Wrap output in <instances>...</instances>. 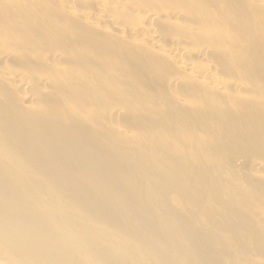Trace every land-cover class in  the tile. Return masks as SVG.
Wrapping results in <instances>:
<instances>
[{
	"label": "rangeland",
	"instance_id": "obj_1",
	"mask_svg": "<svg viewBox=\"0 0 264 264\" xmlns=\"http://www.w3.org/2000/svg\"><path fill=\"white\" fill-rule=\"evenodd\" d=\"M113 1L0 0V100H2L5 106L13 108L11 115L15 121L22 119L26 125L31 126L33 120L37 116L46 124L50 121L51 115L55 111L53 102L54 99L59 96L57 94L58 90L67 86L65 88L73 91V86L77 85V90L81 92L83 91L81 84L86 83L85 92L88 103L86 108L89 106V112H92L94 116V122L90 121L89 123L92 127V131L93 128L95 131H98V129L102 131L105 149L108 155V141L110 137L107 136V134L119 132L120 130L123 134L130 137L131 134L128 129H120L122 128L120 127L121 123H124L132 129L129 119L131 120L135 112H139L138 108H140L142 112H153L155 110L153 107V97L157 96L161 102L159 106L168 110L170 114L169 123H171V127L168 126L167 129L175 133L166 134L167 138H170L172 141V155H175L176 158L182 156L186 163L184 164V169L186 171L192 162L203 164L204 162L211 161L217 166L223 163V166H229V164H231L229 167L226 166L223 168L222 166L223 169H219L221 172L219 178L224 179V187L227 188V191L222 194V199L223 202L227 204V207L240 217L227 215L225 212L222 213V211L220 212L228 220L230 225H236L237 222H245L253 227V234L249 232L244 234L246 238L245 241L241 238L229 239L217 232L214 237L221 242L220 250L224 253V256L218 261L219 255L217 254L215 263L264 264V250L260 252L250 243L253 235L256 234L263 241L261 245L264 249V191L259 189V186L264 183V168L258 173L255 167L261 159H264V149L250 147L249 143H246L245 147H240V151L236 150L235 144H232L229 149H225L226 141L229 139V136L216 134V131L226 130L227 128L213 124L212 120L203 118V116L217 114L222 108H224L223 111H229L231 114L235 112L236 114V109L232 110V108L228 107L230 102L233 108H235V102L257 103L259 100L257 96L264 93V86H261L262 88H259V86L256 88L255 85H253L255 83L260 85L257 79L258 77L251 76L246 72V69L254 62L257 66L256 71L261 75L264 74V0H229L231 3L220 0L223 1V4L225 3L227 5H223L220 1L219 4H215L216 0ZM124 2L127 3L124 4ZM115 3H117L115 5L117 9L113 7L114 10L111 4ZM228 3L235 6L234 9L232 5L230 6ZM240 3L243 4L241 5ZM237 4H240L239 9L237 8L238 6H236ZM220 5L225 7V9L222 10V14L221 12L219 13L221 15L217 14L218 12L216 13V9L217 11L220 9L221 11L222 8ZM138 6L140 9H138ZM212 7L215 9V12L211 11L213 9ZM226 8L230 13L227 12ZM242 8H245V11ZM231 9H233L232 12L230 11ZM182 10L189 15L187 16L186 13H183V16L179 15V13H182ZM135 11H137V14H135ZM160 11L162 13L164 12V14ZM199 12L202 14L199 15ZM147 13L151 15L149 14L150 16H148ZM206 13H208V16H212H210L208 20L205 18L202 20L204 14L207 18ZM175 15H177L176 17L178 18L185 16V19H183L184 21H181L182 19L177 20L178 18H176ZM156 16H158V18ZM229 16L233 20L230 19ZM120 17L121 21L125 18L124 21L121 22L119 19ZM187 17H190V19ZM226 17H228V19ZM199 18L200 20H198ZM173 19L175 21H173ZM221 19L222 21L224 20V23H220L222 22ZM237 19L239 21H236ZM214 21H220L218 25L220 28L221 26L224 28L220 29ZM178 22L180 23L178 24ZM190 22L192 25H188ZM111 23L114 26L108 25ZM151 24L154 29L151 27ZM182 24L185 25V27ZM197 24H199L200 30L198 28H192L193 25L196 27ZM202 24L206 25L207 28L203 29L206 26L203 25L202 28ZM211 24L212 30L211 28L209 29ZM213 24L216 29L213 28ZM232 24L233 26L230 27ZM147 25H150L149 27L151 29ZM156 25L162 26V28ZM109 26L113 27L109 28L110 31L108 29ZM143 26H145V28ZM187 26L191 27L187 28ZM106 27L107 30L105 29ZM184 28H186L187 31ZM121 29L124 32H122ZM141 29L143 30L141 31ZM144 29H148L147 31H150V33L146 30L144 31ZM133 30H140V33H143L145 36H141L138 33L139 31H136V33ZM218 31H221L222 34H219ZM153 33H155V35L158 33V35L155 36ZM181 33L182 35L180 36ZM213 33L219 36L215 37ZM184 34H189L191 37L188 35L185 36ZM211 34L212 36H210ZM130 35L133 36L130 37ZM160 35L163 37V41L157 43L160 42ZM146 36L150 39H153L154 36L156 38L151 41ZM223 36L227 37L223 38ZM133 37L136 39H133ZM213 38L217 41L214 42V47L210 45L212 43L211 39ZM228 38L234 45L230 40L228 41ZM131 39L139 43H135L136 45H134ZM156 39H158V41ZM217 39H219L221 43L224 41L223 45L218 43L219 41ZM225 39H227V43ZM140 40H145L143 42L147 41V43H140ZM193 40H195V44L192 42ZM151 42L154 43L152 44ZM165 43H168V45L166 44L167 46H165ZM216 43H218L216 47L222 45V48L215 49ZM158 44H160V46ZM224 44H228V49L229 45L230 48L234 46L232 48L234 49V53H232V49L228 50L227 45L225 46ZM150 45L152 47H150ZM153 45L156 46L155 52L151 50L155 49ZM244 45H246L247 48ZM211 46L213 49L210 48ZM224 46L226 49H223ZM170 47H173V50ZM162 48H164V52ZM208 48L211 49L212 54ZM115 51L119 53L117 62L114 56ZM158 51L162 53L160 54ZM207 51L209 55L208 58ZM217 54L219 55L217 56ZM252 54L254 56H252ZM204 55L205 59L203 57ZM220 55L226 58L222 59ZM233 55L235 57H233ZM171 56L175 59L173 60ZM210 59L212 62L209 61ZM177 61L179 62V66ZM132 62L137 63L141 67L147 66L144 72H148L151 69L148 73V76L151 77L147 78L144 73L139 72H130L129 76L128 68ZM184 63L185 66L183 65ZM193 63H195V65ZM86 68L89 70H87L88 72H86ZM195 71H197V73H195ZM245 74L250 77H246ZM128 76L130 78H128ZM208 76L209 79H207ZM46 77H48L47 79L49 81H47ZM215 77H218V80ZM68 78L71 79L70 82ZM200 78L204 80L202 79V81ZM246 78L251 87L247 86ZM24 79H26L27 82L24 81ZM176 79H180L181 81L179 80L180 82H177ZM206 80H209L211 84L208 81L206 82ZM65 81L68 85H66L67 83ZM122 83H128L126 87L127 90L122 87ZM214 83L215 85H213ZM216 84L218 86L221 84V86L216 88ZM144 85L151 89V97L148 98L147 96L148 99L145 100L146 104L143 102L147 93H145L147 88ZM31 93L36 94V96L34 95L32 100L28 102V95L31 96ZM128 93L130 94L128 95ZM136 93H138V95ZM24 96L25 98H23ZM60 96L65 95L60 94ZM133 96H139V98H134ZM23 99L24 101L22 102ZM37 99L39 104L36 101ZM123 99L128 103L124 102ZM150 99H152V103L148 101ZM135 100L137 102H135ZM25 101H27V103ZM32 101L34 105L35 102L38 104L35 107L38 108L39 106V108H42L41 106H45V109H37V111H34L35 107L32 105ZM221 101L227 104V107L222 104ZM232 102L234 103L232 104ZM73 104L75 103L71 102L70 104H66L63 102L59 103L58 106L61 110L65 109L69 111L68 107L70 108ZM192 104H195V106ZM29 106H32L34 109ZM150 106L154 109H149ZM196 106L200 109V114L195 113ZM124 107L127 110L123 109ZM134 107L135 109H133ZM124 110L126 111L124 112ZM87 111L83 109L82 105H79L78 113H80L81 116H84L83 114L87 115V113H89ZM127 111H132V114L130 115ZM24 113L33 115V117L21 118V115ZM89 115H91V113ZM199 115L200 117H198ZM16 117L20 119H16ZM218 121L220 124L228 122V118H219ZM197 122H199V126ZM73 123L79 124L80 120L73 121ZM208 126L210 129L204 131ZM117 128L118 131H114L115 129L117 130ZM194 129L197 130L196 134H194ZM182 130L184 131V135L179 134L182 133ZM127 132H129L128 134L130 135H128ZM227 132L231 133L229 130H227ZM161 136L165 137V135ZM20 139L21 137L19 136L13 139L17 141L15 142L18 144L15 145L17 148L20 146L19 144L22 145L25 142V139ZM182 140L186 142L184 145H181L183 144ZM207 140L208 142L205 143ZM262 142L264 143V140H262ZM124 145L126 149L136 151V146L131 142H125ZM2 146L3 145L0 144V147ZM36 146L39 147L41 145L36 144ZM205 146L212 149L214 153L213 158L207 156L208 154L205 150ZM63 160L62 158L59 163L55 164L54 157H49L47 154L45 156L40 154L36 164L41 167L44 161L46 168L49 171H54L58 167H69L70 163ZM105 163L107 164V162H104V164ZM109 163L110 162H108V164ZM104 164L102 162L100 165L95 164L93 167H89L88 170L91 169L95 177L100 174L104 175L106 173V169H103ZM5 169L6 168H0V170H2L0 180L10 181L12 178L11 173L14 171ZM196 170L202 172L204 168L199 167ZM84 172L85 168H81L79 164H77L76 171L72 173L74 177L76 174L82 175L84 181L90 183L91 180L84 176ZM40 173L44 176V179L41 180L40 183L41 185H46L47 175L43 172ZM74 177L72 179H74ZM14 178H16V176H14ZM63 182L65 181L60 179L57 181L58 184H62ZM106 183L110 189L113 185L117 186L119 184L116 180L113 182H106L96 177L92 185L97 187L99 185H105ZM101 191L102 190H94L93 192L94 195L100 196L99 194ZM172 193L174 195L169 196L170 208L181 214L184 223L191 224L193 229L197 230L203 237H211L208 234H213L209 232L208 226L202 225L205 219L202 217L199 208L197 210H192L190 202L177 201L175 193ZM76 195L81 197L85 195V193L81 192ZM104 197L105 195L101 193L102 200H98L100 199L99 197L96 198L98 201L92 203H103ZM185 197L189 198L187 195ZM189 211H191V214L195 215H187ZM247 224L243 225L247 226ZM237 255L243 259L239 260ZM225 256H231L232 260H227ZM26 257L29 260L33 259L30 255H26ZM0 261H2L1 258Z\"/></svg>",
	"mask_w": 264,
	"mask_h": 264
},
{
	"label": "bare ground",
	"instance_id": "obj_2",
	"mask_svg": "<svg viewBox=\"0 0 264 264\" xmlns=\"http://www.w3.org/2000/svg\"><path fill=\"white\" fill-rule=\"evenodd\" d=\"M219 1L220 0H216L215 4H219ZM223 1L231 3L229 0ZM223 1L220 2L223 4ZM125 3L127 2H124V4ZM116 4L117 3L111 4L112 8H115ZM240 4L236 5L238 6V9ZM231 5L232 4H230V6ZM220 7L222 8L221 11L220 9L217 11L216 9V13L218 12L217 14L220 12L222 14V10L225 9V7H222L221 5ZM232 7L234 9L235 6L232 5ZM227 8L226 10L229 12ZM138 9H140L139 6ZM233 9L230 11L232 12ZM214 10L215 9L213 8L211 11L215 12ZM135 12V14H137V11ZM201 12L198 14L201 15ZM183 13L187 14V12L182 10V13H179V15H182ZM149 14L148 16L151 15ZM162 14H164V12ZM206 14L207 18L204 14V17L202 16V20L204 18L208 20V18L212 16H208V13ZM188 15L189 14H187V16ZM176 16L177 15H175V17ZM121 17L119 18L120 21ZM156 17L158 18V16ZM184 17L176 18H178L177 20L182 19L181 21H184ZM187 18L190 19V17ZM226 18L228 19V17ZM229 18L232 19L230 16ZM124 19H122V21H124ZM198 20H200V18ZM173 21L175 20L173 19ZM223 21L219 22L224 23ZM236 21L239 20L237 19ZM219 22L217 21L215 23L218 25ZM114 23L118 24L117 22ZM179 23L180 22H178V24ZM108 25H112V23ZM188 25H192V23L190 22ZM197 25L196 27L193 25L192 28L199 29V24ZM203 25L204 24H202V28ZM156 26L158 27L159 25ZM183 26L185 27V25ZM210 26L211 27H209V29L211 28L212 30V24ZM231 26H233V24L230 25V27ZM143 27L145 28V26ZM188 27L191 26H187V28ZM109 28L113 27L109 26L108 29ZM159 28H162V26H159ZM206 28L207 26L203 29ZM213 28L216 29L214 24ZM221 28L224 27L221 26ZM105 29L107 30V27ZM184 29L186 30V28ZM142 30L143 29H141V31ZM145 30L146 29H144V31ZM136 31H139V35L145 36L143 33H140V30ZM163 32L165 33L164 30ZM148 33H150V31ZM153 34L155 35V33ZM156 34L158 35V33ZM213 34L215 35V33ZM219 34H222L221 31ZM181 35L182 33L180 36ZM187 35L191 37L189 34H186L185 36ZM132 36L133 35H130V37ZM155 36H152L153 39L156 38ZM210 36H212V34ZM216 36L218 37L219 35H215V37ZM146 37L148 38V36ZM224 37L227 36H223V38ZM134 38L135 37H133V39ZM153 39L150 40L153 41ZM158 39L156 40L158 41ZM213 39H211L212 43L210 45L214 47L213 44L217 41ZM217 40L219 41V39ZM226 40L227 39H225V42L227 43ZM229 40L230 39L228 38V41ZM143 41L145 40H142L140 43ZM159 41L160 42L157 43H161L163 41V37H161ZM194 41L195 40L192 42ZM133 42L134 41L132 40V43ZM135 43L139 42L136 41L133 44L136 45ZM143 43H147V41ZM168 43H165V46H167ZM218 43L223 45L224 41L222 43L219 41ZM218 43L215 44V49L222 48V45L220 44L219 47H216L218 46ZM231 43L233 42L231 41ZM158 45L160 46V44ZM226 45L228 49V44ZM156 46L153 45V48L155 47V49L151 50H156ZM212 46L210 47L211 49H213ZM225 46L223 49H226ZM244 46L246 47V45ZM150 47L152 46L150 45ZM231 47L233 48L234 46ZM170 48L173 50V47ZM210 48H208V50ZM232 48H230L229 45L228 50ZM162 49L164 52V48ZM211 49L210 52L212 54ZM232 50V53H234V49ZM206 53L208 58V51ZM205 55L203 56L204 59ZM218 55L219 54H217V56ZM114 56L117 59V62L119 53L115 51ZM222 56L223 55H220V57ZM252 56L254 55L252 54ZM233 57L235 56L233 55ZM171 58L173 59V56H171ZM224 58L222 57V59ZM209 61H211V59ZM193 64L195 65V63ZM183 65L185 66V63ZM146 67L147 66L141 67L134 62L130 63L128 68L129 76L130 72H139L144 73L147 78L151 77L148 76V73L151 71V69L148 72H144ZM87 70L88 69L86 68V72L89 71ZM256 70L257 66L253 62L252 65L246 69V72L251 76L258 77L257 79L259 80L260 85L255 83L256 79L254 82L255 84H252L255 85L256 88H258V86L260 88L261 86H264V74L261 75ZM195 73H197V71H195ZM198 74L201 75L200 73ZM129 76L128 78H130ZM246 77L250 76L246 75ZM47 78L48 77H46V79ZM207 79H209V76ZM176 80L177 82L181 81L178 79ZM245 80H247V86L251 87L248 79L246 78ZM24 81H26V79H24ZM47 81L49 80L47 79ZM68 81L70 82L71 79L68 78ZM207 81L209 82V80H206V82ZM209 83L211 84V82ZM127 84L122 83V87L126 90V87L128 86ZM66 85H68V83ZM213 85H215V83ZM144 86L147 88L145 91V93L147 92L145 95L146 98L143 100V102L146 104L145 100L151 97V89L146 85ZM216 86V88H218L221 86V84L219 86L216 84ZM65 87L58 90L57 94L59 96H57L53 102L55 111L52 113L50 121L46 124H44L37 116L33 120L31 126L26 125V123L19 117H16V119L20 120L15 121L11 115L13 108L5 106L2 100H0V144L3 145L0 147V168H6L5 170L14 171L11 173L12 178L10 181L3 179L0 180V258L2 261H4H0V263L216 264V255H219L218 261H220L224 256V253L220 250L221 242L216 240L214 237L217 232L229 239L241 238L243 241L246 240L244 237L246 232L253 234L252 226H249L245 222H241L243 224H247V226H245L241 223H238L236 220V225H230L228 220L222 215V213L225 212L227 215H235L240 217L236 215L231 209H229L227 204L224 203L222 199V194L227 191V188L224 187V179L219 178V174L221 173L219 169H223L228 165L223 166V163L220 164L221 166H217L211 161L204 162L203 164L192 162L190 164L191 168L188 167V170L186 171L184 169V164L186 163L184 162L182 156L176 158L175 155H172V141L170 138H167L166 134L175 133L167 129L168 126L171 127V123H169L170 114L168 110L159 106L161 102L157 96L153 97V107L155 108L153 112L149 113V111L147 112L145 110V112H142L140 108H138L139 112H135L133 117H131V120L129 119L132 129L120 122V127H122L120 129H128L131 135L128 134L129 132H127V134L130 135V137L123 134V132L120 130V133L113 132L112 134H107V136L110 137L108 141V156L105 149V141L102 131L99 129L98 131H95L94 128L92 131V127L89 123L90 121L94 122V116L92 115V112H89L90 107L88 106L89 108H86L88 105L85 92L86 83L81 84L83 89L81 92L77 90V85L73 86V91H70ZM130 93H128V95ZM31 94V96L28 95V102L32 100L34 95L36 96L34 93ZM60 94H64L65 96H60ZM136 94L138 95V93ZM133 97L139 98V96ZM23 98H25V96ZM257 98L259 99L257 103L232 102V104H235V108L231 107L230 102L228 107L232 108V110L236 109V114L235 112L234 114H231L229 111H223L224 108H222V110L217 114L215 113L212 114V116H203V118L206 120H212L213 124L227 128L226 130L216 131V134L229 136V139L226 141L225 149H229L232 144H235L236 150L240 151V147H245L246 143H249L250 147L264 149V143L262 142V140H264V93L259 94ZM23 101L24 99L22 102ZM36 101L39 104L38 99ZM148 101L152 103V99ZM222 101L221 103L224 104ZM25 102L27 103V101ZM63 102L66 104L73 102L75 104H73L70 108L68 107L69 111L65 109L61 110L58 105L59 103ZM124 102L127 101L125 100ZM135 102L137 101L135 100ZM37 103L35 102V105L34 103L32 105L35 107L38 105ZM79 105H82L84 110H88V116L83 114V112L82 114L84 116H81L80 113H78ZM192 105L195 106V104ZM224 105L227 107V104ZM41 107L42 108H39V106L38 108L35 107L34 111H37V109H45V106ZM196 107V111L194 109L195 113L200 114V109L198 106ZM150 108L154 109L151 106L149 109ZM123 109L126 108L124 107ZM133 109H135V107ZM126 110H124V112ZM127 112H129L130 115L132 114V111ZM90 113L92 116L89 115ZM25 117H33V115H29L28 113L21 115V118ZM198 117H200V115ZM219 118H228V122H223L220 124L218 121ZM78 120H80L79 124L73 123V121ZM197 124L199 126V122H197ZM157 128H160L161 130ZM208 129H210L209 126L204 131ZM227 130L231 131V133H228ZM114 131H118V128ZM196 133L197 130L194 129V134ZM179 134L184 135V131L182 130V133ZM161 135H165V137H162ZM17 136L21 137L20 140L25 139V142L22 145L19 144L20 146H18V148L15 146L18 145L15 143L17 141L13 140ZM125 142H131L134 144V146H136V151L126 149L124 145ZM207 142L208 140L205 141V143ZM184 143L186 142L184 141L181 145H184ZM36 144H40L41 146L37 147ZM205 150L207 151V156L209 158H213L214 153L212 152V149L208 146H205ZM40 154L43 156L47 154L49 157H54L55 164L59 163L63 158V161L70 163L69 167L62 166L60 168L58 167L54 171H49L46 168L44 161L40 167L38 164H36ZM101 162L103 164L104 162H107V164L105 163L103 165V169H106V173L104 175L100 174L96 177H99L106 182H113L116 180L119 182L117 186L113 185V187L110 189L107 183L97 187L92 185L96 177L94 176V173L91 172V169H88L89 167H93L95 164L100 165ZM108 162L110 163L108 164ZM77 164H79L81 168H85L84 176L91 180L90 183H86L82 175L76 174L74 177L72 172L76 171ZM230 165L231 164H229V166ZM199 167H203L204 170L202 172L197 171L196 169ZM255 167L259 173V171L264 168V159H261L260 162L255 165ZM1 171L2 170H0V174ZM40 172L46 173L47 175L46 185H41L40 183V181L44 179L43 174ZM14 176H16V178H14ZM73 177L74 179H72ZM59 179L65 182L58 184L57 181ZM259 189L264 191V183L259 186ZM94 190H102L101 193L105 195L103 198V203H92L102 200L101 193L99 194L100 196H96V194L94 195ZM81 192L85 193V195H82L81 197L76 195ZM172 192L175 193L177 201L190 202L192 210H197L199 208L202 217L205 219V222L202 223V225L208 226L209 232L213 234H208L211 237H203L197 230L193 229L191 224L184 223V219L181 214L170 208L169 196L174 195ZM186 195L189 196V198H186ZM99 197L100 199L97 200L96 198ZM220 211H222V213ZM187 215L195 214H191V211H189ZM261 242L263 241L256 234H254L250 243L254 245L258 251L262 252L264 249L261 245ZM26 255L32 256L33 259L29 260ZM237 257L239 260L243 259L238 255ZM225 258L227 260H232L231 256H225Z\"/></svg>",
	"mask_w": 264,
	"mask_h": 264
}]
</instances>
